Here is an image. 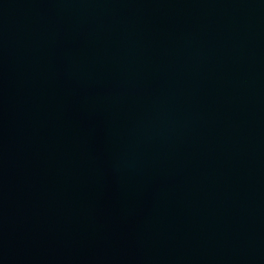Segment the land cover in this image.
I'll use <instances>...</instances> for the list:
<instances>
[{
    "label": "water",
    "instance_id": "1",
    "mask_svg": "<svg viewBox=\"0 0 264 264\" xmlns=\"http://www.w3.org/2000/svg\"><path fill=\"white\" fill-rule=\"evenodd\" d=\"M0 264H264V0H0Z\"/></svg>",
    "mask_w": 264,
    "mask_h": 264
}]
</instances>
